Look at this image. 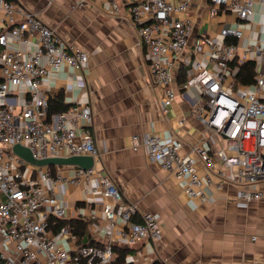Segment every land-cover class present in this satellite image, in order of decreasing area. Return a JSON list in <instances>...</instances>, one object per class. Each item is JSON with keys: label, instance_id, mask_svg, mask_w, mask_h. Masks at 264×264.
Instances as JSON below:
<instances>
[{"label": "built area", "instance_id": "2783aa9c", "mask_svg": "<svg viewBox=\"0 0 264 264\" xmlns=\"http://www.w3.org/2000/svg\"><path fill=\"white\" fill-rule=\"evenodd\" d=\"M191 1L138 0L128 8L146 52L150 83L162 91L164 113L176 100V64L190 48L194 34L193 20L187 15ZM199 1L210 4L211 16L223 9L241 21H252L256 12L255 0ZM92 2L101 8L107 5L112 15L121 14L117 0H71L70 10ZM243 37L244 31L237 27L223 28L219 38L196 40V52L201 44L208 45L210 66L196 60L181 83L183 90L195 88L200 94L193 113L219 139L214 156L208 144L195 145L194 156H184L181 138L164 141L154 133L143 136L148 158L173 174L193 199L203 197L207 187L224 182L238 186L240 206L263 197L256 186L264 182V64L256 66V80L249 86H235V75L251 56L264 58V47H246L240 54L238 41ZM89 61L83 48L62 37L19 0H0V264H116V246L131 248L141 243L147 254L157 253L162 239L158 216L126 202L118 184L105 173L91 101L69 97L66 111L51 113L47 82L63 81L67 94L84 90L86 81L75 72L85 69ZM133 139L140 141L139 136ZM15 144L29 148L36 159L88 155L95 164L65 179L58 166L40 168L15 155ZM216 160L223 163L222 168ZM199 162L211 174L202 177ZM82 176L97 177L98 187L91 186L90 191L105 199L98 214L105 226H98L94 244L68 249L60 241L74 237L70 227L55 232L51 224L52 220L68 221L56 188L63 181L79 182ZM98 216L94 214L92 221Z\"/></svg>", "mask_w": 264, "mask_h": 264}, {"label": "crops", "instance_id": "0c3cea01", "mask_svg": "<svg viewBox=\"0 0 264 264\" xmlns=\"http://www.w3.org/2000/svg\"><path fill=\"white\" fill-rule=\"evenodd\" d=\"M117 1L121 7L119 16L110 14L107 5L101 8L94 2L76 11L70 10L71 0L19 3L89 54V65L75 72L86 81L84 90L72 89L67 94L64 82L54 79L47 82L48 94H62L68 106L69 97L91 101L105 173L118 184L126 202L136 203L140 211L158 216L162 239L157 253L147 254L144 243L126 247L130 249L126 264H151V260L164 264H264V182L256 186L263 197L247 206L239 205V188L231 182L220 187L215 183L206 188L203 197L193 199L173 174L148 158L142 147L143 136L154 133L164 141L181 138L184 156H194L192 148L202 144H208L211 156L215 155L218 137L207 132L205 124L193 113L200 94L195 88L183 90L181 83L191 74L196 60L210 66L208 45L201 44L196 52V40L219 38L223 28L240 27L244 31V37L238 41L240 54L246 47H264V0H255L252 21H241L223 9L211 16L209 3L191 1L187 15L193 20L194 34L190 48L176 64L177 97L167 113L162 111V91L150 83L146 52L128 17L129 6L138 0ZM171 2L176 4L177 0ZM249 61L255 62V70L264 64L261 56H251L245 62ZM134 136H139L140 141H135ZM216 165L223 167L220 160H216ZM197 167L202 177L211 174L201 162ZM58 169L67 179L73 178L80 168ZM91 186L98 187L96 176H82L79 182L63 181L56 188L68 221L81 219L87 223L85 235L61 240L62 247L69 249L94 242L98 226H105L98 216L105 199L101 193L91 192ZM94 214L98 217L92 221Z\"/></svg>", "mask_w": 264, "mask_h": 264}, {"label": "trees", "instance_id": "16d2710c", "mask_svg": "<svg viewBox=\"0 0 264 264\" xmlns=\"http://www.w3.org/2000/svg\"><path fill=\"white\" fill-rule=\"evenodd\" d=\"M226 41L230 42V40H226ZM234 42L237 43L235 40ZM185 80L186 79H184L182 82H184ZM255 80H256L255 62L249 61V62H245L242 65H239V69L237 70L235 75V86H240V85L249 86L253 84ZM50 108H51V113H56V112L66 111L69 108V106L64 104L63 95L59 94L50 97ZM55 168H56L55 166H51L52 170H55ZM51 224H52V229L55 232H57L59 229H61L64 226H69L73 236L76 235L83 236L87 231V223L81 219H73L69 221L52 220ZM88 244H94V242H90ZM115 252H116L115 263L126 264L127 263L126 258L130 252V249L122 246H116ZM154 264H164V263H162L161 261H155Z\"/></svg>", "mask_w": 264, "mask_h": 264}, {"label": "water", "instance_id": "95a60500", "mask_svg": "<svg viewBox=\"0 0 264 264\" xmlns=\"http://www.w3.org/2000/svg\"><path fill=\"white\" fill-rule=\"evenodd\" d=\"M15 155L26 161L27 163L37 167H48V166H75L81 170L88 171L94 167L95 161L93 157L88 155H75L70 157H54L47 159H36L29 148L15 144L12 148Z\"/></svg>", "mask_w": 264, "mask_h": 264}]
</instances>
